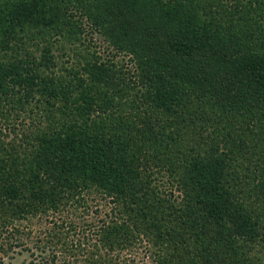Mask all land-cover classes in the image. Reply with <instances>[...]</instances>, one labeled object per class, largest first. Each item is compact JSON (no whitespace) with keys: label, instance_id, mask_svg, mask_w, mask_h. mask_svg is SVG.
Segmentation results:
<instances>
[{"label":"trees","instance_id":"trees-1","mask_svg":"<svg viewBox=\"0 0 264 264\" xmlns=\"http://www.w3.org/2000/svg\"><path fill=\"white\" fill-rule=\"evenodd\" d=\"M85 194L112 215L79 231ZM52 210L69 217L41 223ZM5 234L29 264H138L119 254L137 247L149 264H264V0H0Z\"/></svg>","mask_w":264,"mask_h":264},{"label":"rangeland","instance_id":"rangeland-1","mask_svg":"<svg viewBox=\"0 0 264 264\" xmlns=\"http://www.w3.org/2000/svg\"><path fill=\"white\" fill-rule=\"evenodd\" d=\"M103 1L106 2L108 0H103ZM88 5H90V2H88ZM98 7H99V4L97 5L96 3H94V8L96 10H98ZM108 19H109V17H108ZM109 21H112V20L109 19ZM84 24H85L86 30H87V41H88V43L89 42L91 43L94 50L98 51V53L101 55V57L105 60H108L109 59L108 57H111V58H113L114 56L116 57L115 60H116L117 65L114 68L115 70L120 69L121 65H125V67L128 71L134 69V65H133L134 57L133 56H131L130 54H128L127 52L123 51L120 48L119 49L117 48V50H116V49H114L113 46H109V44L104 42L102 39H100L97 34H94L92 36L91 28L89 29V25L87 23V20L83 23V25ZM88 36H90V37H88ZM79 37H80V35H79ZM118 50H119V52H118ZM115 52H118V53L116 54ZM164 57L167 60H169V58H170L167 54ZM179 61L175 62V66L176 67L184 66L185 67L184 72H186L188 70L187 68H189V71H192L194 69L193 67H189V66L187 67L186 66L187 65L186 63L188 61H183L184 63L182 61H181L182 63H180ZM111 65H112V63H111ZM194 67H195V71H196L197 65ZM214 80H215V78L211 74V76H208V78H206L205 80H202V81L206 82L208 85L209 84L216 85L218 82L214 81ZM134 90L136 92L137 88H134ZM138 91H139V93H142L140 90H138ZM130 93H132V91H130ZM249 111H251V110L249 109ZM251 112H252V114L249 116H252L254 118V120H258L260 118V114H262L260 109H255V110H252ZM198 114H199L200 118L201 117H207L208 118L212 115V111L207 110V112H205V111L199 110ZM194 116H195L194 114H188V116L186 117V120L187 121L192 120L191 118ZM4 136L7 138V139H5V143L8 144L9 140L12 139L13 134L10 135L9 133H5ZM3 141H4V139H3ZM84 196L86 197L87 200H86V202H84L83 205L77 204L76 201H73V202H76V206L74 204V208H71V211H73V216L75 217V223H76L79 231L83 230L86 227V225L92 224V223H95V225L100 226L99 222L101 219L108 221L109 220L108 214L112 215V211H111L112 207L104 206V204H102L103 201L100 202V199H96L95 197L91 198L87 194H85ZM97 208L100 211L99 213H96V211H95ZM106 213H107V216H105ZM67 216L69 217V215H67ZM67 216L63 212L55 213L52 210L51 212H49V216L45 217L44 220L41 221V223L45 224V221L47 218H48V220L52 219V218H54L55 220H58V218L63 220V217L66 219ZM115 216H116V214H115ZM35 221L37 222V219ZM37 223H38V225L41 226L40 222H37ZM25 225H26V223L24 224L23 228L25 227ZM27 231L28 230L26 228H24L25 234L27 233ZM34 233H33L32 240H28V238L26 237L27 235L25 236V238L23 240L26 243L25 246H27L28 248H31V249L32 248L35 249L34 245H35V236L36 235ZM6 236L7 235L5 234L4 236L2 235V238L0 237L1 238L0 239V246L2 244H6L8 242V241L6 242V240L4 239ZM82 236L83 235H81L79 237L81 238ZM75 237L72 236V234H71V236L69 237V240H72V239L75 240L76 239ZM31 249L29 251V250H24L23 248H17V250H14V252L11 251L9 253H5V252H2L0 250V264H29L34 259L32 257V252H33L32 250L33 249L32 250ZM119 254H120V257L127 258L128 261L131 258L136 257V263H138V264L139 263L149 264V262H150V261L146 260L148 258L146 256V253H145V250L143 247L142 248L137 247L135 249L131 248L129 251H125V252L119 253Z\"/></svg>","mask_w":264,"mask_h":264}]
</instances>
